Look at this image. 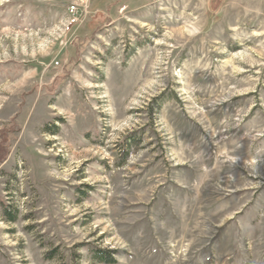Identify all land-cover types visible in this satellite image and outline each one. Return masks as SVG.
Returning <instances> with one entry per match:
<instances>
[{"label": "rangeland", "instance_id": "rangeland-1", "mask_svg": "<svg viewBox=\"0 0 264 264\" xmlns=\"http://www.w3.org/2000/svg\"><path fill=\"white\" fill-rule=\"evenodd\" d=\"M95 251L264 264V0H0V264Z\"/></svg>", "mask_w": 264, "mask_h": 264}, {"label": "trees", "instance_id": "trees-1", "mask_svg": "<svg viewBox=\"0 0 264 264\" xmlns=\"http://www.w3.org/2000/svg\"><path fill=\"white\" fill-rule=\"evenodd\" d=\"M93 258L102 263H115L113 253L108 251H95L93 252Z\"/></svg>", "mask_w": 264, "mask_h": 264}, {"label": "built area", "instance_id": "built-area-1", "mask_svg": "<svg viewBox=\"0 0 264 264\" xmlns=\"http://www.w3.org/2000/svg\"><path fill=\"white\" fill-rule=\"evenodd\" d=\"M73 10H75V9H73Z\"/></svg>", "mask_w": 264, "mask_h": 264}]
</instances>
